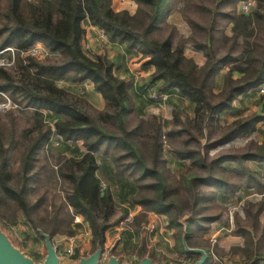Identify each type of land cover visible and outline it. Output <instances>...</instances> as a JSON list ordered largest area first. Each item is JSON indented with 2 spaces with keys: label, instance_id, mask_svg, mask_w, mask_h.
<instances>
[{
  "label": "trees",
  "instance_id": "obj_1",
  "mask_svg": "<svg viewBox=\"0 0 264 264\" xmlns=\"http://www.w3.org/2000/svg\"><path fill=\"white\" fill-rule=\"evenodd\" d=\"M133 1L137 9L131 15L124 9L115 11L112 0H0V49L13 47L18 57L16 71L0 67V92H8L13 103L23 102L24 107L32 108L35 122V137H24L28 144L22 161L23 181L33 167L32 154L43 145L48 147L52 136L58 135L64 141L80 140L86 152L79 159L65 158L56 174L71 186L66 203L88 223L93 250L97 245L105 250V234L115 225L110 220L116 206L115 194L96 175L95 153L101 152L113 163L116 177L132 178L133 187H126L128 193L118 194L129 206L140 207L130 224L138 228L149 212L164 215L173 230L177 252L185 255L191 254L182 246L183 235L187 246L193 247L195 234L208 230L221 217L222 212L211 211L220 194L255 188L263 198L257 202L245 200L243 217L237 212L234 215L232 233L242 236L245 245L230 250L240 253L248 264H264V254L256 257L257 242L253 238L254 233L261 232L264 238V223L260 221L264 213V177L248 165L257 164L264 171V138L260 144L250 141L240 150L210 153L237 137H249L264 120L250 114L227 124L219 122V114L237 97L264 81V0H255L249 12H221L223 1L214 8L203 5L201 8L211 16L208 26L186 16L183 10L185 21L199 32V36L195 32L189 35L188 41L205 57L202 65L185 54V41L174 40L173 30L164 37L154 35L167 15L168 0ZM219 15L228 18L231 25L230 33H222L220 38L225 46L223 53L214 48ZM85 23L102 29L109 41L123 43L149 58L146 65L153 66L154 71L141 94L152 101L148 97L152 87L165 94L176 90L194 105L193 118L174 112L168 130H163L158 116L139 118L128 127L132 95L124 79L113 75V63L105 53L91 58L82 50ZM36 42L54 53L56 60L19 57ZM223 69L222 83L215 92L216 78ZM84 80L90 81L93 90L103 97L102 111L90 114L79 97H72L57 85L59 81ZM47 117L50 126L45 125ZM163 139L178 159L189 162L178 177L166 167ZM6 153L0 143V217L5 208L1 206L13 204L32 227L40 228L52 239L54 224L40 226L45 219L38 215L37 201L27 199L26 184H10ZM127 213L124 209L120 219ZM136 255L140 258L145 254L137 249Z\"/></svg>",
  "mask_w": 264,
  "mask_h": 264
},
{
  "label": "rangeland",
  "instance_id": "obj_2",
  "mask_svg": "<svg viewBox=\"0 0 264 264\" xmlns=\"http://www.w3.org/2000/svg\"><path fill=\"white\" fill-rule=\"evenodd\" d=\"M219 1H223V3L220 5L221 12L238 11L237 7L240 0H168L167 15L159 24V30L156 31L154 35L164 37L168 33H170L171 30H173L172 36L174 40L185 41V50L194 49L188 41V36L191 35L193 32H195V34L199 36V32L191 28L187 21H185L183 14L184 11L186 16L189 15L191 18L197 20L201 24L208 26L210 25L211 16L201 7L204 5L214 8ZM112 8L115 11H120L123 9L127 10L129 14L132 15L136 12L137 4L133 0H112ZM230 26L231 25L229 23L228 18L221 15L217 17V25L214 31L217 41H214V48L217 49L219 53H223L225 50V46L220 41L221 35L222 33H230ZM172 27L174 29H172ZM97 40L99 41L100 39L97 37ZM105 41L107 42L105 44H108L109 39L107 38V36ZM37 43L39 44L40 42ZM9 54V52H5L0 55V58H3L5 60L6 58H8ZM22 56V54H19L20 58ZM39 57L40 58L37 57L36 59L56 60L57 58L56 56ZM17 58L18 57L16 56L15 61L12 65L0 67H4L8 71L15 70L14 66L16 64ZM225 70L226 69H223L222 71ZM224 73L225 72H220L217 76L218 83L215 88V92L218 91L223 80V75L222 77L220 75ZM150 75L142 76L141 74L134 73L132 81L137 78L136 80L144 82L145 78L149 77V79H147V83H149ZM254 93H256L257 98L256 100L252 101V105L250 107L246 108V111L247 109L249 110L248 115L257 114L258 111V115L264 118L263 99L257 94L256 90H254ZM71 96L77 97L75 96V94H71ZM17 100H20L19 96L17 97ZM81 100L82 102H78H80L81 105L86 106L87 111L90 114H93L94 111H99L96 110L92 105L88 104V102L86 104L83 99ZM159 101L161 100L158 99V96L152 100L153 103ZM261 103L263 104L260 106ZM31 109L32 108L24 107L23 102H18V104L13 103L10 99V94L8 92H0V143L5 149H7L6 156L8 160L6 164V171L9 175V182L12 186L20 187L23 183H25L27 187V199L30 202L37 201L38 215L45 219L43 223H40V226L47 228V223L52 222L54 224L55 233L53 234L51 241L54 247L56 248L57 255L59 257V264H70L71 262L77 261L79 257L88 256L93 252V247L91 244V232L89 234L90 228L83 216L75 213L73 209L69 207L66 203L65 197L70 192L71 186L66 180L58 178L56 174L57 169L64 162V158L60 154L62 151H64V143L59 142V140H57L59 143L56 142L55 135L51 137V142L48 147L47 145H43L40 149L37 150L36 153L32 154L33 167L27 173L29 175V178L26 181H23L22 161L24 152L26 150V145L28 144V141L24 137L28 136L33 138L36 135V131L32 130L35 126V122L33 109ZM43 111L46 112V110ZM174 112H178L181 117L187 116L186 113L181 110L173 111L172 116ZM45 121V125L50 126V118ZM136 122L137 118L134 117L127 122V126H133ZM26 131L29 132L25 133ZM261 131L264 132V120L257 124V131L252 133L249 137H237L230 141L228 145H226V143L224 145L217 146L211 149L210 153L213 154L223 151L226 152L234 149L240 150L246 147V145L250 141H254L260 144L264 138V133H262ZM163 141L164 147L162 150V154L166 160V167L175 176L178 177L177 171L179 172L180 170H182V168L176 170V168H180V166L176 165L172 160H170V157H173L174 153L172 152L170 145L167 143V141L165 139H163ZM248 165L254 170H257L264 177V171L257 164L249 163ZM247 190L249 192V195H247L248 199L246 200H249L251 202H257L261 200V198H263V194L257 192L255 188H249ZM114 193L117 204L115 206V210L112 216L110 217V220L115 221V225H113L111 228H115L114 230L116 232L118 231L119 233H121L119 239V242H121L122 235L123 237L126 236L124 232L127 233L130 230L136 231V229L138 228L130 224L133 216L128 215L125 216V218L120 219L121 216L124 215V209H127V207L130 206H128L127 204H124L125 206L120 205L121 198L118 196L120 191L114 190ZM243 204L235 206L236 209H238L236 211L234 206L220 204L217 198L216 202L211 206V211L212 213L222 212V215L227 216V219L235 227L234 215L236 212L238 213L240 211L238 214L243 217ZM1 207H5L2 208L3 217H0L1 230L7 235L12 244L16 248H18L24 255L31 258L35 264H42L46 255V250L44 246V239L39 233L41 229L32 227V225L23 216L22 212L20 210H17L13 204ZM131 210L132 208L129 211L130 213ZM260 221L264 223V213L261 215ZM141 224H144L145 226V224H147V221L146 223L145 221H143L141 222ZM149 225L150 223L146 225L147 228H151V225ZM210 227L211 226H209V228ZM233 229L224 231L223 233L219 234L218 239L217 235L214 233V235L211 234L208 236L204 235L202 231L197 232L195 236L191 239V244L195 247L200 246L201 248H204L208 254H211V258H209L206 264H248L249 262L246 261L240 253H234L232 250H230L231 247H243L245 245V241L242 236H239L241 238L240 243H234L232 240H229V235L238 236L232 233ZM108 231L109 229L107 230V232ZM110 233L108 235H110ZM261 234L262 232L256 234L254 233L253 236L254 241L257 242L256 250L258 252L256 253V257H260L264 254V238H261ZM219 239L220 241H218ZM123 248L124 251H120L122 254L121 261L123 263L128 264H139L140 258L136 255L135 251H133L135 249H133L132 244L123 243ZM135 248H137V245ZM104 249V251L108 252L109 255L114 253V251H111V249L108 250L106 247ZM70 250L71 252H69ZM163 254L164 253L154 255L157 258L155 259V262H159V264H192L194 260L198 258V255L191 254L185 255L187 256V258L189 257V259L183 258L184 261L169 260L168 258H166V255ZM99 264H106V260L101 259Z\"/></svg>",
  "mask_w": 264,
  "mask_h": 264
},
{
  "label": "crops",
  "instance_id": "obj_3",
  "mask_svg": "<svg viewBox=\"0 0 264 264\" xmlns=\"http://www.w3.org/2000/svg\"><path fill=\"white\" fill-rule=\"evenodd\" d=\"M84 28V40L87 41L93 49L95 56L105 53L106 56L112 61L113 69L112 73L115 76H119L120 78L124 79L126 83V88L132 95V102H133V109L127 115V122L130 121L132 118L136 117L137 120L139 118H148L151 116H158L161 118L163 130H168L172 123V112L181 110L186 113L189 118H193V108L194 105L188 101L187 99L181 97L176 90H171L167 95L165 100H161L159 102H152L149 101L143 94H141V90L144 91V82L147 83L146 77L144 82L141 81H132L134 73L141 74L142 76L150 75L154 71V67L151 65H146L148 61V57H143L142 54L136 50L128 49L123 43H113L111 41L108 44L105 40L100 38V33L102 29L89 25L85 23L83 25ZM97 37L100 39L97 40ZM83 40V41H84ZM186 55L190 56L194 59L197 65H202L205 61V57L203 56L202 52L194 49H186ZM143 70V71H142ZM226 71V70H225ZM221 71V72H225ZM223 74L220 76L222 77ZM234 76H238L237 73ZM151 78V75H150ZM218 81V77H217ZM218 83V82H217ZM158 84V83H157ZM59 87L64 89L68 94H75V96L80 97L88 104L92 105L96 110L102 111L105 107V101L100 93L96 92L92 88V83L88 80H84L79 83H72V82H65L59 81L57 83ZM256 93L254 90L248 91L247 93L237 97L232 106L219 114V122L222 123H230L234 119L248 115V109L252 105V101L256 100ZM262 103L260 104V106ZM259 108V105H258ZM32 110V109H31ZM43 113H46L42 111ZM257 114L258 111H257ZM262 132V131H261ZM264 133V132H262ZM56 142L64 143V151L60 154L63 158H76L79 159L83 153L86 152L85 148L82 146L81 141H64L58 135H55ZM58 138V139H57ZM58 142V143H59ZM175 156V155H174ZM170 157L176 165H179L181 169L179 172L177 171V175L179 176L182 174L185 169L189 166L188 161L180 160L176 156ZM95 160L97 163V171L96 175L100 179L101 183L104 184L106 187H109L113 192L114 190L122 192L124 195L128 193L127 188L133 187L132 178L124 175L122 177H116L114 172L115 168L113 163L106 155L102 154L101 152L95 153ZM117 188V189H114ZM115 194V193H114ZM249 192L248 190H240L233 194H220L218 196V202L224 205L239 206L242 205L243 202L248 199ZM122 206L129 203L126 200H120ZM116 202V200H115ZM117 204V203H116ZM131 213L129 212L130 209ZM128 213L126 216H133L139 210V206H130L127 207ZM238 209H236L237 211ZM240 212V211H239ZM238 212V213H239ZM241 214V213H240ZM147 224L150 223L151 228H147V224L140 225L136 231H128L125 237L122 235V240H120L121 233L118 231L116 232L114 229H110L106 232V239H105V247L111 251H114V255L117 256L119 259H122L121 250L124 251L123 243H131L133 251H137V249H142L143 253L146 256H152V258L157 259L154 255H159L164 253L166 258L169 260H181L184 261L183 258H187L185 254H179L177 249L175 248V240L173 236V230L168 226L167 218L164 215H159L153 212H149L147 214ZM145 221V223H146ZM149 225V226H150ZM211 227L206 230L202 231L204 235H211L216 234L217 239L218 235L223 233L224 231H228L233 229L234 225L230 223L227 219V216L222 215L219 219L215 220L211 223ZM145 227V228H144ZM145 231H144V230ZM112 232V233H110ZM110 233V235H108ZM90 234V230H89ZM213 234V235H214ZM229 240H232L234 243H240L239 236H231L229 235ZM221 239V238H220ZM220 239L218 241H220ZM118 242V243H117ZM137 245V248H135ZM241 245V244H238ZM195 247V246H193ZM201 248L200 246H197ZM204 249V248H203ZM120 252V253H119ZM198 259V258H197ZM156 261V260H155ZM161 261V260H160ZM195 261V260H194ZM170 262V261H168Z\"/></svg>",
  "mask_w": 264,
  "mask_h": 264
},
{
  "label": "water",
  "instance_id": "obj_4",
  "mask_svg": "<svg viewBox=\"0 0 264 264\" xmlns=\"http://www.w3.org/2000/svg\"><path fill=\"white\" fill-rule=\"evenodd\" d=\"M40 235L44 239V246L46 255L42 264H59V257L57 255L56 248L54 247L49 234L40 231ZM182 246L185 252L198 255L192 264H206L209 260V254L203 248L189 247L185 242V234L182 237ZM104 250L97 245L91 254L88 256H81L77 261L70 264H99L102 259V253ZM0 264H35L34 261L24 255L18 248H16L9 240L7 235L0 228ZM106 264H128L123 263L117 256L110 254L106 258ZM139 264H159L150 257L143 255L139 259Z\"/></svg>",
  "mask_w": 264,
  "mask_h": 264
},
{
  "label": "built area",
  "instance_id": "obj_5",
  "mask_svg": "<svg viewBox=\"0 0 264 264\" xmlns=\"http://www.w3.org/2000/svg\"><path fill=\"white\" fill-rule=\"evenodd\" d=\"M254 5H255V0H240L238 3L237 10L239 12H249L250 9ZM100 38L103 40H106V35L104 34L103 30L100 33ZM83 40H84V38H83ZM83 40H82V50L84 51V53L86 55L93 58L95 56L93 49L91 48V46L89 45V43L87 41H85V40L83 41ZM36 43H34L26 51H24L20 54H22L23 56H31L34 58H37V57L40 58L39 56H56L54 53H51L41 42L39 44L38 43L36 44ZM5 52H9L10 54H9L8 58H6L5 60L3 58H0V66H10L15 61L16 54H15L13 47H5L3 49H0V55H2ZM136 79L137 78H135L134 81H138ZM152 88L149 89V91H148L149 99L153 100L157 96H158V99H160V100L166 99L167 95L165 93H158L155 88L154 89H152ZM254 90L257 91V94L260 97H262L263 102H264V81L261 84H259ZM226 145H228V143ZM69 252H71V250ZM108 256H109V253L106 251H103L102 259L106 260V258Z\"/></svg>",
  "mask_w": 264,
  "mask_h": 264
}]
</instances>
